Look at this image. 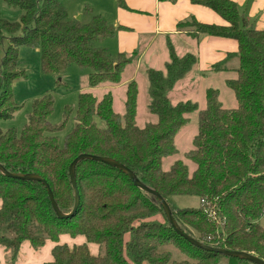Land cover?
<instances>
[{
  "label": "trees",
  "instance_id": "1",
  "mask_svg": "<svg viewBox=\"0 0 264 264\" xmlns=\"http://www.w3.org/2000/svg\"><path fill=\"white\" fill-rule=\"evenodd\" d=\"M65 0H3L25 11L20 24L0 19V47L3 34L12 35L0 63V120L11 119L19 109L11 85L21 76V47L39 48L45 73L61 74L70 64L89 69V86L119 85L122 74L135 55L113 56L101 46L116 30L99 15L88 23L70 19ZM126 9L124 0H117ZM225 25L200 23L195 19L179 23V31L194 37L231 39L238 50L214 64L212 72H234L226 85L237 107L226 109L220 92H206V107L185 101L173 104L170 93L197 65L188 53L179 56L168 41L169 60L164 70H146L149 111L157 119L144 128L137 126L139 86L127 85L124 112L114 108L111 94L98 99L91 92L80 95L75 127L64 147L58 140L59 127L50 123L54 100L46 95L33 104L22 133L0 130V165L11 174H36L48 183L57 206L72 213L75 194L69 175L71 163L81 154L113 159L129 168L145 185L156 190L170 205L181 230L200 243L214 248L246 252L264 261V30L248 28L237 5L230 0H202ZM88 14H92L89 8ZM22 29L21 36L15 33ZM237 61L235 67L228 65ZM198 112V132L193 149L185 158L195 165L176 162L169 170L163 161L177 153L178 131ZM80 203L76 212L59 218L46 187L36 181L8 177L0 172V246L7 264H14L24 242L43 247L56 243L53 261L47 264H253L245 260L205 251L186 241L170 225L160 203L136 187L119 169L102 162L84 160L76 167ZM189 196L198 207L179 208L170 198ZM84 236L96 244L91 254L88 244L69 247L60 237ZM174 246L186 259L174 261Z\"/></svg>",
  "mask_w": 264,
  "mask_h": 264
},
{
  "label": "rangeland",
  "instance_id": "2",
  "mask_svg": "<svg viewBox=\"0 0 264 264\" xmlns=\"http://www.w3.org/2000/svg\"><path fill=\"white\" fill-rule=\"evenodd\" d=\"M33 2L39 7L43 3L42 0H33ZM91 2L90 0H65L64 6L70 19L78 20V17L81 16L80 21L85 23L91 17V15L85 12L87 8L91 10ZM0 3L2 9L0 11V19L20 24L25 11L20 7H10L1 0ZM93 4H98V2L93 0ZM22 33L23 30L19 29L15 33V36H21ZM3 36V46L0 47V63L4 53L3 50L8 46L12 35L5 33ZM111 41V39L107 40L101 46H110L113 43ZM113 50L112 52H115ZM157 66H160V70H164V67H161L162 65ZM19 68L24 74L11 85L14 102L18 105L19 109L11 119L0 120V130L2 131L13 129L19 134L22 133L33 110L34 102L46 95H51L54 100V106L49 120L53 126L60 128L57 136L60 146L64 147L67 137L75 127V112L80 95L84 92H91L98 99H101L104 95L111 94L114 100V108L118 112L123 113L127 89V85L123 86V83L127 82L131 76H135L134 80L137 81L139 86L137 126L144 128L146 125L157 121L156 117L149 111L150 98L148 95L146 72L144 73L141 69L136 73L134 65L126 67L122 74L119 90L112 92L108 90V87L112 86L110 83L102 84L97 88H90L88 79L91 71L81 68L76 64H70L59 75L43 72L39 48L21 47L19 52ZM235 76L233 72H200L196 67L184 80L177 83L174 90L170 93L171 102L176 104L192 101L198 104L199 110H203L206 107L207 90L215 89L220 92L222 106L226 109H234L237 107V100L233 91L227 87L226 81ZM3 91L0 72V95ZM189 119L190 121L176 135L175 144L177 153L163 161V169L165 171L169 170L179 161L188 165L191 173L196 168L193 163L185 158V154L193 149V139L198 132V112L191 114ZM169 200L172 205L179 208L198 207L200 205V201L197 198L189 196H177ZM259 223L264 227V214L259 219ZM164 250L171 252L174 261L186 259L185 255L181 254L174 246H166ZM219 264H226V262L222 260Z\"/></svg>",
  "mask_w": 264,
  "mask_h": 264
},
{
  "label": "crops",
  "instance_id": "3",
  "mask_svg": "<svg viewBox=\"0 0 264 264\" xmlns=\"http://www.w3.org/2000/svg\"><path fill=\"white\" fill-rule=\"evenodd\" d=\"M90 1H92L90 4L92 14L89 15L101 16L116 30L115 36L111 38L113 43L104 47L108 48L113 56L119 53L135 55L127 66L134 65L136 73L141 69L144 73L148 69L160 70V66L157 65L164 67L169 60L168 41L172 43L179 56L194 54L198 58L194 68L197 67L200 72L211 71L212 66L223 60L228 53L238 50V44L234 40L209 36L194 38L187 31L177 29L179 23L190 19L204 24L225 25L220 15L200 3L202 0H124L126 9L120 8L117 0H96L98 4H93V0ZM230 1L237 5L239 15L248 28L264 30V0ZM0 11H2L1 3ZM91 17L85 23H88ZM112 49L115 52H112ZM237 63L235 60L228 66L232 68ZM134 78L135 76H131L123 86L128 85ZM111 85L108 87L110 92L119 90L121 86ZM1 205L0 200V208ZM85 243L87 240L84 236L72 238L69 235L61 236L59 242L71 248ZM87 244L91 254L96 256L99 253L98 246ZM55 246L56 243L52 241H47L43 247H34L29 242H24L14 264L50 263L53 261L52 250ZM0 264H7L6 251L2 246H0Z\"/></svg>",
  "mask_w": 264,
  "mask_h": 264
},
{
  "label": "water",
  "instance_id": "4",
  "mask_svg": "<svg viewBox=\"0 0 264 264\" xmlns=\"http://www.w3.org/2000/svg\"><path fill=\"white\" fill-rule=\"evenodd\" d=\"M80 19H81V17H78V20H80ZM84 160L102 162V163L108 164L112 167H115V168L119 169L120 171H122L124 174H126L132 180L133 184L136 187H138L140 190L147 193L148 195L154 197L160 203V205L162 206L164 213H165L170 225L174 229V231L177 234H179L180 236H182L190 244L194 245L195 247H198V248L203 249L205 251L221 254V255L226 256V257H232V258H237L240 260H245V261H248V262L253 263V264H264V261L262 259L256 257L253 254L246 253V252L230 251V250L222 249V248H214L211 246L204 245V244L200 243L199 241H196L192 237L186 235L181 230L178 223L176 222V220L172 214V210H171L169 203L156 190H154L153 188L142 183L129 168H127L123 164H121V163H119L113 159L105 158V157H98V156L89 155V154H81L77 158H75V160L71 163V165L69 167V175H70V179H71V183H72V188H73V191L75 194V204H74V208H73L72 213L69 215H65L61 212V210L57 206V203L54 199L53 193H52L48 183L41 176L36 175V174H26V175L11 174L2 165H0V172L3 173L4 175L8 176V177H11V178L21 179V180H26V181H36V182L42 183L48 191V195H49V198L51 201V205H52V208H53L54 212L56 213V215L59 218H67V217L72 216L76 212V210L78 209L79 203H80V196H79V192H78V188H77V182H76V167L79 163H81Z\"/></svg>",
  "mask_w": 264,
  "mask_h": 264
},
{
  "label": "built area",
  "instance_id": "5",
  "mask_svg": "<svg viewBox=\"0 0 264 264\" xmlns=\"http://www.w3.org/2000/svg\"><path fill=\"white\" fill-rule=\"evenodd\" d=\"M264 214V213H263Z\"/></svg>",
  "mask_w": 264,
  "mask_h": 264
}]
</instances>
